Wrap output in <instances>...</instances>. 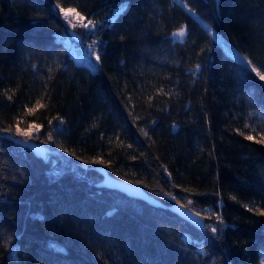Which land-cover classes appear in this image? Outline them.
<instances>
[{
    "label": "trees",
    "instance_id": "obj_1",
    "mask_svg": "<svg viewBox=\"0 0 264 264\" xmlns=\"http://www.w3.org/2000/svg\"><path fill=\"white\" fill-rule=\"evenodd\" d=\"M0 264H264V0H0Z\"/></svg>",
    "mask_w": 264,
    "mask_h": 264
},
{
    "label": "rangeland",
    "instance_id": "obj_2",
    "mask_svg": "<svg viewBox=\"0 0 264 264\" xmlns=\"http://www.w3.org/2000/svg\"><path fill=\"white\" fill-rule=\"evenodd\" d=\"M59 12L67 25V31L66 33L57 35V39L64 43L67 49L76 58L77 62H86L95 66L97 63L95 54L96 40L90 38V33L94 29L95 25L71 9H60ZM70 32L76 36V39L70 35ZM184 34V29H180L173 33L172 39L175 41H181L184 38ZM214 38L216 41H220L219 36L216 34L214 35ZM75 44H77V46H75ZM232 51V54L237 59L242 60L236 51ZM37 132V127L30 126L28 129L19 130L17 134L21 139L32 141L30 136ZM44 151L47 157L50 151L46 147H44Z\"/></svg>",
    "mask_w": 264,
    "mask_h": 264
},
{
    "label": "water",
    "instance_id": "obj_3",
    "mask_svg": "<svg viewBox=\"0 0 264 264\" xmlns=\"http://www.w3.org/2000/svg\"><path fill=\"white\" fill-rule=\"evenodd\" d=\"M70 35L76 39V36L72 32H70ZM6 138L9 139L12 143L29 150L37 158H40L42 160L46 159L44 147L42 145L37 144L33 141H28L12 136H6ZM95 170L101 175L102 185L104 187L116 190L129 198L140 200L150 206H162V203L158 199L147 194L140 186L110 176L103 167H96ZM167 210L177 215L182 220L188 222L198 230H202L204 228L203 217L189 207L180 204H172L170 206H167Z\"/></svg>",
    "mask_w": 264,
    "mask_h": 264
}]
</instances>
